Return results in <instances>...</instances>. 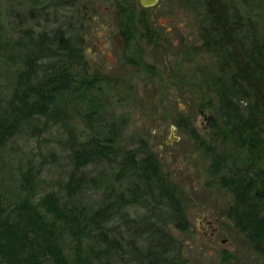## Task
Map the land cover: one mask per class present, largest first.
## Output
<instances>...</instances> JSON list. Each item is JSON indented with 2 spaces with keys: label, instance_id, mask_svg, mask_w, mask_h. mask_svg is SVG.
I'll list each match as a JSON object with an SVG mask.
<instances>
[{
  "label": "rangeland",
  "instance_id": "obj_1",
  "mask_svg": "<svg viewBox=\"0 0 264 264\" xmlns=\"http://www.w3.org/2000/svg\"><path fill=\"white\" fill-rule=\"evenodd\" d=\"M119 1L120 6L116 0H0V119L19 90L26 36L48 39L62 31L81 49L82 69L93 84L89 97L103 110L97 122L85 115V103L74 100L60 112L24 123L0 147L6 205L22 197L28 176L35 202L55 192L65 203L102 208L129 186L115 176L119 163L136 152L159 161L161 177L185 209L188 229L169 230L188 264H264L237 225L244 207L227 183L236 174L245 181L263 177L264 153L241 145L238 122L234 114L228 118L227 102L245 115L251 102L230 90L227 76L225 86L219 85L222 60L203 47L205 0H166L150 9H141L138 0ZM226 1L264 41V0ZM172 127L180 140L167 145L174 140ZM113 130L118 138L110 161L75 171L79 144ZM72 174L84 177L86 185L69 200L65 183Z\"/></svg>",
  "mask_w": 264,
  "mask_h": 264
},
{
  "label": "trees",
  "instance_id": "obj_2",
  "mask_svg": "<svg viewBox=\"0 0 264 264\" xmlns=\"http://www.w3.org/2000/svg\"><path fill=\"white\" fill-rule=\"evenodd\" d=\"M203 5L207 24L203 47L222 60L218 84L225 86L227 76L230 90L251 102L246 115L227 102L228 118L234 114L238 122L241 145L264 153V41L254 25L226 0H205ZM66 33L36 40L26 36L28 58L18 76L19 90L0 119V147L10 142L24 123L60 112L74 100L87 105L86 116L101 121L102 107L89 97L93 84L82 69V51ZM117 138L113 130L79 144L74 170L82 173L89 165L110 161ZM138 157L131 153L119 163L115 181L132 182L102 208H90L80 201L65 203V197L55 192L35 202L28 176L22 197L14 203L6 205L0 194V264H188L169 230V225L188 229L185 209L167 178L161 177L159 161L152 156ZM227 178L238 205L244 207L238 212L237 225L264 260V176L248 181L237 174ZM65 185L66 197L74 200L86 181L72 174ZM140 210L147 215L141 217Z\"/></svg>",
  "mask_w": 264,
  "mask_h": 264
},
{
  "label": "water",
  "instance_id": "obj_3",
  "mask_svg": "<svg viewBox=\"0 0 264 264\" xmlns=\"http://www.w3.org/2000/svg\"><path fill=\"white\" fill-rule=\"evenodd\" d=\"M166 0H138V4L142 9H150V8H154L156 6H158L161 2H164ZM174 131H175V127H172L171 129V137L174 140H167V145H170L171 143L178 142L180 140L179 137H174Z\"/></svg>",
  "mask_w": 264,
  "mask_h": 264
},
{
  "label": "flooded vegetation",
  "instance_id": "obj_4",
  "mask_svg": "<svg viewBox=\"0 0 264 264\" xmlns=\"http://www.w3.org/2000/svg\"><path fill=\"white\" fill-rule=\"evenodd\" d=\"M139 5V4H138ZM140 7V6H139ZM141 8V7H140ZM142 9V8H141Z\"/></svg>",
  "mask_w": 264,
  "mask_h": 264
}]
</instances>
